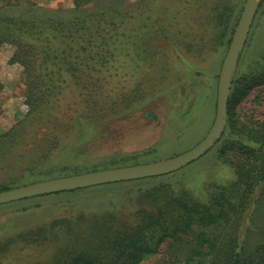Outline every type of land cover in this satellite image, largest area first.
<instances>
[{
	"label": "rangeland",
	"instance_id": "rangeland-1",
	"mask_svg": "<svg viewBox=\"0 0 264 264\" xmlns=\"http://www.w3.org/2000/svg\"><path fill=\"white\" fill-rule=\"evenodd\" d=\"M73 1L0 0L2 18L36 25L88 15L105 20L74 29L77 39L60 44V51L71 49L78 64L73 69L59 58L33 72L41 75L40 106L23 68L11 63L15 46L0 48V137L11 135L1 157L0 190L104 170L112 162L125 167L172 159L202 142L214 125L220 72L247 0H82L87 4L80 9ZM257 3L233 82L240 64L244 72L264 53V0ZM37 32L15 36L38 45L44 43L42 32L47 40L54 36L53 30ZM236 114L263 122L264 86ZM219 146L166 176L0 206V264H67L89 250L107 212L127 207L118 214L119 229L134 224L135 199L151 183H172L205 201L213 188L236 179L219 159ZM261 193L242 229L248 249L264 241V189ZM164 247L140 264H169Z\"/></svg>",
	"mask_w": 264,
	"mask_h": 264
},
{
	"label": "trees",
	"instance_id": "trees-1",
	"mask_svg": "<svg viewBox=\"0 0 264 264\" xmlns=\"http://www.w3.org/2000/svg\"><path fill=\"white\" fill-rule=\"evenodd\" d=\"M73 4L80 9L87 3L74 0ZM97 19L91 15L75 16L55 21L45 19L36 25L34 20L26 22L0 16V48L9 44L17 49L11 63L23 68L22 76L26 85L31 86L38 106L41 75L33 72L48 69L59 58L71 69L78 65L75 58H70L71 49L60 51V44L70 38L77 39L72 35L73 30L98 23ZM101 21L98 24L105 20ZM66 29L67 34H63ZM47 30H53L54 36L47 40L42 32V45L24 42L25 45L15 36V32L38 35L37 31ZM59 35L62 38L57 41ZM32 37L35 42L36 36ZM38 49L42 53L39 58ZM83 51L89 53L85 47ZM240 68L232 84L226 131L217 142L220 145L217 155L233 169L235 181L229 186L213 188L205 201L193 192L177 190L172 183H151L145 193L135 199L134 224L119 229L118 214L123 209L128 210L127 207L107 212L109 219L96 229L88 243L89 250L73 255L67 264H140L161 254L164 245L169 264H264V241L248 249L242 234L246 215L252 206L259 204V195L264 189V121L253 124L236 114L242 101L256 88L264 86V53L248 70L243 72ZM9 134L0 137V163ZM118 166L112 162L104 169ZM99 170L102 169L96 167L93 171ZM10 189L6 187L0 192ZM109 223L110 227L106 228ZM106 231L109 234L104 236Z\"/></svg>",
	"mask_w": 264,
	"mask_h": 264
},
{
	"label": "water",
	"instance_id": "water-1",
	"mask_svg": "<svg viewBox=\"0 0 264 264\" xmlns=\"http://www.w3.org/2000/svg\"><path fill=\"white\" fill-rule=\"evenodd\" d=\"M257 9V0H247L220 72L217 115L214 125L205 139L197 146L175 158L165 161L53 178L2 191L0 192V206L85 188L162 177L176 173L203 157L222 139L225 133L233 77L240 56L247 43L251 27L257 14Z\"/></svg>",
	"mask_w": 264,
	"mask_h": 264
}]
</instances>
